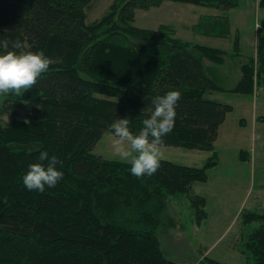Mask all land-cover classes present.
Returning <instances> with one entry per match:
<instances>
[{"label":"trees","instance_id":"16d2710c","mask_svg":"<svg viewBox=\"0 0 264 264\" xmlns=\"http://www.w3.org/2000/svg\"><path fill=\"white\" fill-rule=\"evenodd\" d=\"M94 2L0 0V39H19L26 52L63 57L29 92L3 96L0 105V116L10 118L0 123V264H177L161 243L164 230L175 227L169 199L186 196L196 224L207 219V200L192 186L207 183L217 166L219 129L234 111L206 95L252 97L264 88V32L255 54L245 56L238 36L228 52L183 41L168 25H134L138 11L169 2L192 5L217 12L190 27L195 35L227 39L237 0H113L89 23ZM258 8L264 9V0ZM226 64L238 71L229 89L216 71ZM172 90L182 97L163 148L210 153L203 167L161 160L156 174L137 179L130 164L93 153L105 134L114 135L110 125L118 118H128L138 132L152 99ZM41 151L61 160L57 169L64 177L38 193L22 178ZM238 157L250 160L245 150ZM240 216L236 251L246 264H264V210L243 209ZM194 264L222 263L205 256Z\"/></svg>","mask_w":264,"mask_h":264},{"label":"rangeland","instance_id":"374dc122","mask_svg":"<svg viewBox=\"0 0 264 264\" xmlns=\"http://www.w3.org/2000/svg\"><path fill=\"white\" fill-rule=\"evenodd\" d=\"M112 1L95 0L87 11V22L99 20ZM237 4V8L228 14L233 27L232 35L239 34L242 39L241 53L251 56L255 54L254 25L259 23L264 28V9L258 8L257 0H237ZM213 13L214 10L207 8L169 2L148 12H136L134 25L151 30L168 25L176 31V37L183 41L231 52L230 40L196 36L190 30L200 16ZM216 71H222L230 77L227 82L222 81L220 84L225 89L231 88L236 70L228 66L216 68ZM3 96L0 95V105ZM206 98L234 108L215 144L217 166L208 171L207 183H195L192 186L193 194L207 200L208 217L201 224H196L188 198L170 197L167 212L174 219L175 227L162 233V248L168 258L177 264H194L205 256L222 264H246L235 246L241 233V211L254 208L264 210V122H258L254 130L251 126L252 111L259 113L264 108V88L252 97L224 91L207 94ZM248 102L250 107H247ZM9 121L8 116H0V123ZM242 121L246 124L240 125ZM112 139V135L105 134L93 153L107 160L122 162L112 153ZM241 150L249 153L250 163H240L237 153ZM161 151L162 160L186 167L201 168L211 156L210 153L181 148L162 147Z\"/></svg>","mask_w":264,"mask_h":264},{"label":"clouds","instance_id":"9594fccd","mask_svg":"<svg viewBox=\"0 0 264 264\" xmlns=\"http://www.w3.org/2000/svg\"><path fill=\"white\" fill-rule=\"evenodd\" d=\"M19 40L0 39V95L22 96L29 92L38 79L49 71L52 64L63 63V57L49 58L44 51H23ZM182 94L168 91L152 99L149 118L142 120V127L133 133L128 118H118L110 125L113 132L112 153L122 162L130 164L131 174L137 179L151 177L160 168L164 158L161 148L164 137L175 127L176 107ZM27 123V121H25ZM38 162L30 164L23 176V185L29 191L43 193L45 188H55L64 173L57 169L62 165L56 155L41 151Z\"/></svg>","mask_w":264,"mask_h":264},{"label":"crops","instance_id":"0c3cea01","mask_svg":"<svg viewBox=\"0 0 264 264\" xmlns=\"http://www.w3.org/2000/svg\"><path fill=\"white\" fill-rule=\"evenodd\" d=\"M257 3H258V0H257ZM190 6H192V5H190ZM194 7H196V6H194ZM198 8H201V7H198ZM204 9H206V8H204ZM210 10V9H209ZM232 11V10H231ZM230 11V12H231ZM192 13H194L195 11L194 10H192L191 11ZM195 14V13H194ZM217 14V12H215V13H213V14H211L212 16H214V15H216ZM205 16V15H204ZM201 17V16H200ZM200 17L198 18V21L195 23V24H197L198 22H199V19H200ZM229 21H230V18H229ZM195 24H192L191 25V27L192 26H194ZM258 26V27H257ZM230 27H231V37L230 38H227V39H224V40H230L231 42H232V48H233V38L235 37V36H238L239 37V40H240V43H241V41H242V39L240 38V36H239V34L238 33H236L234 36L232 35V30H233V27H232V25H231V22H230ZM254 28H255V34H254V47L256 48V39H257V35H258V33L259 32H264V28L259 24V23H256L255 25H254ZM259 28V29H258ZM176 32V31H175ZM192 32V31H191ZM193 33V32H192ZM194 34V33H193ZM195 35V34H194ZM196 36H198V35H196ZM205 37V36H204ZM209 38V37H208ZM215 39H221V38H215ZM223 40V39H222ZM254 48V49H255ZM255 53V52H254ZM253 55V54H252ZM228 66H230V65H225V66H221L220 68H225V67H228ZM234 66V67H233ZM231 68H234L235 69V65H232V66H230ZM218 70V69H217ZM220 70V69H219ZM236 70V69H235ZM218 73H219V75H220V80L221 81H228L229 80V76L227 75V74H223L222 73V71H218ZM234 80H233V84H235V82H236V80H237V78H238V71H236L235 72V75H234ZM263 89V88H262ZM258 93V89H256L255 90V94H257ZM254 94V95H255ZM249 103V102H248ZM247 104V103H246ZM247 107H250V103H249V105L247 106ZM234 112V111H233ZM232 112V113H233ZM230 115V114H229ZM228 115V116H229ZM228 116L226 117V120H225V122L223 123V125L220 127V129H219V134H218V139H217V141L219 140V138L221 137L220 135L222 134V131L224 130V128H225V125H226V122H227V118H228ZM252 119H251V126L253 127V130L254 129H256L257 128V123L258 122H264V108H262L260 111H259V113L256 111V110H253L252 111V117H251ZM244 124H246L244 121H242L241 123H240V125H244ZM239 152V151H238ZM237 155H238V153H237ZM236 160H237V156H236ZM238 162V161H237ZM241 163V162H240ZM246 163H250V161L249 162H246Z\"/></svg>","mask_w":264,"mask_h":264},{"label":"built area","instance_id":"2783aa9c","mask_svg":"<svg viewBox=\"0 0 264 264\" xmlns=\"http://www.w3.org/2000/svg\"><path fill=\"white\" fill-rule=\"evenodd\" d=\"M258 27V26H257Z\"/></svg>","mask_w":264,"mask_h":264}]
</instances>
